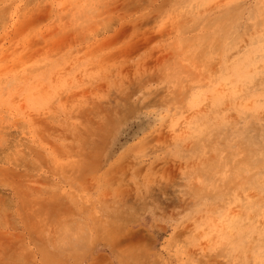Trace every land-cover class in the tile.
<instances>
[{
  "label": "rangeland",
  "instance_id": "374dc122",
  "mask_svg": "<svg viewBox=\"0 0 264 264\" xmlns=\"http://www.w3.org/2000/svg\"><path fill=\"white\" fill-rule=\"evenodd\" d=\"M0 264H264V0H0Z\"/></svg>",
  "mask_w": 264,
  "mask_h": 264
}]
</instances>
